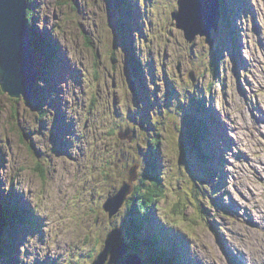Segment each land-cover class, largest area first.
I'll list each match as a JSON object with an SVG mask.
<instances>
[{
	"label": "rangeland",
	"instance_id": "374dc122",
	"mask_svg": "<svg viewBox=\"0 0 264 264\" xmlns=\"http://www.w3.org/2000/svg\"><path fill=\"white\" fill-rule=\"evenodd\" d=\"M116 1L122 5L123 13ZM238 1L232 9V18L228 19L237 40L231 36L229 26L221 32L222 41L218 40L217 45L222 64L216 74L205 38L198 37L195 45L187 43L177 22L173 21L171 13L177 9V0L125 3L121 0H31L36 19L26 22L36 26L50 45V40L56 42L57 56L61 54L62 59L59 63L50 54L43 57L31 44V52L39 53L35 55V64L39 62L41 68L40 92L28 102L0 89L1 196L13 202L16 195L26 211L36 210L31 223L21 220L14 227L5 228L4 243L12 244V248L1 264H92L112 226L121 225L123 235H127L130 226L127 207L124 205L115 218H110L103 208L106 198L118 190L120 180L117 168L109 166L108 158L113 150L112 147L105 150V145L112 146V138L108 133L106 137L104 131L113 127L111 122H116L118 133L124 128L121 125L129 123L127 111L131 107L137 109L126 83L127 72L132 69L128 67L126 50L117 38L121 36V29L130 28L119 22L120 18H126L130 23L126 6L130 10L131 2L147 8V13L137 11L140 15L131 18L136 31L132 32L134 42L129 52L139 48V63H145L148 58L154 62L149 76L144 68L140 76L148 84L151 98L155 101L157 94L164 104L168 83L178 91L179 106L187 105V109L194 111L193 99L183 95H191L190 90L194 91L193 87L196 89L195 85L200 84L197 97L203 100L202 107L210 108L226 132L221 137L214 135L211 140L206 139L215 145V153L219 150L218 144H222L219 151L222 162L217 160V167L222 168L225 176L221 170V175L211 182L200 180L197 183L200 197L196 198L195 190L189 188L191 164L188 160L184 162L180 154L179 144L185 132L180 133L177 127H185L182 117L172 119L164 115L162 104L161 109L157 104L147 105L155 110L152 136H146L147 132L139 125L136 129L148 138L138 142L148 153L141 155L131 145L124 148L129 149L126 156L140 163L138 183L145 180L148 184L152 170L148 155L157 162L156 150L151 151L148 142L161 139L156 148L159 152L157 175L164 177L165 198L159 201L160 207L154 209L152 216L159 222L162 217L168 218L183 236L193 233L187 243L194 238L191 254L199 264L200 261L212 264L210 260L220 264H264V0H245L247 6L243 0ZM144 30L146 33H142ZM52 52H55L53 48L49 53ZM179 62L182 76L176 68ZM191 71L198 77L195 85L187 82ZM153 74L155 79L149 81ZM73 77H76L74 83ZM140 87L142 91L141 83ZM166 103V106L174 105ZM116 109L122 113L118 115ZM139 119L148 124L147 113H140ZM217 126L216 123L209 130L214 132ZM79 131L88 134L89 139L81 138L76 146L73 141L78 140ZM115 143L120 144L117 140ZM208 154L211 155L210 151ZM190 160L194 165L195 159ZM208 190L218 203L214 200L212 204L203 196ZM182 201L186 211L180 216L173 205ZM199 203L205 210H199ZM8 207L1 209L7 221L15 218Z\"/></svg>",
	"mask_w": 264,
	"mask_h": 264
},
{
	"label": "water",
	"instance_id": "95a60500",
	"mask_svg": "<svg viewBox=\"0 0 264 264\" xmlns=\"http://www.w3.org/2000/svg\"><path fill=\"white\" fill-rule=\"evenodd\" d=\"M28 0H0V85L11 97L24 96L30 99L35 89V55L31 52V26L27 17ZM177 27L185 31L187 40L194 41L198 35L206 36L213 47L219 32V0H179V10L173 13ZM194 78V74H192ZM129 131L121 132L122 138L129 137ZM131 138V137H129ZM138 165L129 170V179L115 195L110 196L104 208L114 216L134 190L138 177ZM3 206L0 205V212ZM7 219L0 213V258L3 253V236ZM122 234L120 226L107 236L105 246L94 264H144Z\"/></svg>",
	"mask_w": 264,
	"mask_h": 264
},
{
	"label": "trees",
	"instance_id": "16d2710c",
	"mask_svg": "<svg viewBox=\"0 0 264 264\" xmlns=\"http://www.w3.org/2000/svg\"><path fill=\"white\" fill-rule=\"evenodd\" d=\"M122 2L124 0H121ZM30 4V8L28 10V21H33L35 20V16H34V10L31 7L32 3L31 0L29 1ZM117 5L120 6L121 9V13H123L122 11V5L120 4L119 1H117ZM127 12L129 14H127L128 16H130V10H127ZM122 20H120V24H123L124 26H128L130 25V30L129 29H121V35H122V41L127 45L130 46L133 43V39L130 35V33L132 32V26L129 23L128 19L124 18H120ZM36 26H34L32 28V32H31V42H32V46L34 48H36L37 50H40V52L42 54H46L48 55L51 48H54L53 46L50 45V43L48 42V40L45 38V36H43L41 33L38 32V30L35 28ZM129 34V37H127V35ZM123 36L125 37V40L123 39ZM121 37V36H120ZM216 67H219L221 65L220 61L216 58V62H215ZM218 65V66H217ZM0 89L3 91V89L0 86ZM113 120H115V117L113 116ZM188 121V125H187V130L185 133L182 132V127L178 126V130L180 131V133H183V138L184 140L181 141L183 142V144H179V148H180V154L182 155V157H184V162L187 161L188 157H197L198 155L203 156L204 155V148L201 146L202 141L204 139H207V127H206V123L204 120H199L193 121V117L190 115V119L187 120ZM113 124V127H109L107 128L104 132L107 134H109L111 142H112V146L109 144L105 145V150L107 147H112L113 153H111V157L108 158L109 161V166L110 165H114L118 172L117 175L120 178L119 182H118V186L116 188H119L121 186V184L125 181L128 180L129 177V168L134 165L136 163V161H134L129 155H125L127 150L126 148H129L130 145L133 147L132 149L136 150V151H141L142 149L144 150L145 154L148 152L147 150H145L142 146H140V144H138V142L136 141H128V140H122L120 138H118V133H117V128H116V122H111ZM124 127V125H121ZM123 129V128H122ZM151 131V127L149 128ZM104 133V135H105ZM107 134L106 137H109ZM160 137V136H158ZM117 141L120 142V144L115 143ZM143 141V137H141L139 139V142ZM156 143L152 144L153 145H158L159 143H161V139L157 138L155 140ZM117 144L118 148H115V145ZM143 145V144H142ZM124 146L126 148H124ZM129 146V147H128ZM149 147V146H148ZM139 148V149H138ZM178 148V147H176ZM203 148V149H202ZM31 149V148H30ZM104 150V151H105ZM195 152V154L193 153ZM150 157H148L149 159ZM150 161V166L152 167V170L150 172V179L149 181H151L150 183L146 184V181L143 180L142 184H139L138 181L135 182L136 184V188L135 191L133 192V194L129 197V201H128V207H127V212L130 213L131 218H132V225L130 226V228H128V234L130 237V240L132 242V244L134 245L135 248H138L139 246V239H138V235L140 232L139 231V226L140 223H143L144 221H151L150 218V212L153 210V208L155 206H158V203L160 200L164 199L165 196V188H164V184L162 183V180H164V177L157 175L158 170H157V166H158V157H157V162H153L152 158L149 159ZM149 166V165H148ZM39 168H41L39 166ZM103 168H105L103 166ZM190 190L191 187H189ZM197 195V194H196ZM182 200V198L180 199ZM184 202H174L173 205V209L174 211L177 212L178 215L181 216V214H185L186 209L184 210V206H183ZM12 205L9 206L8 210L11 211L10 215L12 214V212H14V216L17 219V223H20L19 221H30L32 218V213L31 212H25L23 213V207H17V209L19 210V213H16V209H12ZM22 212V213H21ZM16 213V214H15ZM21 213V214H20ZM19 216H16V215ZM20 216H22L23 218L20 219ZM10 217L9 219V224L10 226L14 227L15 223L13 221L16 222V219ZM13 221H12V220ZM20 219V220H19ZM140 221V222H139ZM29 223V222H27ZM142 230V228H141ZM158 239V237H156ZM146 244H148L146 242ZM12 248V244H8L7 248L5 249L6 251V255H8L9 252V248ZM15 248V247H13ZM161 256H154L153 260L151 262V264H173L172 261L165 259L164 256H162V254H160Z\"/></svg>",
	"mask_w": 264,
	"mask_h": 264
},
{
	"label": "bare ground",
	"instance_id": "6f19581e",
	"mask_svg": "<svg viewBox=\"0 0 264 264\" xmlns=\"http://www.w3.org/2000/svg\"><path fill=\"white\" fill-rule=\"evenodd\" d=\"M230 1V0H229ZM236 7H237V5H236ZM238 7H239V4H238ZM122 36V35H121ZM124 37V36H123ZM127 37H129L128 35H127ZM124 40H125V37H124ZM56 42H53V41H51V45L52 46H54L55 48H53L54 49V51L55 52H52V53H49L50 55H51V57H52V60L53 59H55L56 57H57V54H58V51H57V49H56V44H55ZM126 47H128L129 48V46H127L126 45ZM63 53V52H62ZM134 53V52H133ZM48 54V55H49ZM69 56V55H68ZM69 61V60H68ZM134 62V65L136 66V69H135V67H133L135 70H137V71H143V67L142 66H137V63L135 62V61H133ZM139 67V68H138ZM140 69V70H139ZM38 92H40V90L38 89ZM193 103H194V101H193ZM194 113H192L191 115L195 118L196 117V115H197V119H199V118H201L202 116H204V113L205 114H207V118L208 117H210V114L208 115V112L207 111H211V110H209V109H204V111L205 112H203L200 108H198L197 107V105L194 103ZM201 112H203V113H201ZM200 114H202V115H200ZM213 116V115H212ZM214 120H215V117H214ZM209 121H210V119H209ZM210 123H211V121H210ZM209 126L207 125V132H206V134H207V136H209V138H213L214 137V135H217V136H219L220 137V135H222V134H225L226 132H225V129L223 128V127H217V130L216 131H214V132H212L211 130H209ZM75 135V134H74ZM78 136V135H77ZM76 140V139H75ZM73 143L77 146L79 143H81V140H80V137L78 136V140L77 141H73ZM181 144H183V142H181ZM222 144H220V146H221ZM235 147V146H234ZM157 150V149H156ZM158 154H159V152H158ZM156 156V155H155ZM250 161V160H249ZM56 167V166H55ZM226 169V168H225ZM241 171V170H240ZM192 189V188H191ZM194 190V189H193ZM195 193H199V191L198 190H196L195 189ZM254 200V199H253ZM6 207V206H5ZM9 208V207H8ZM1 209H3V207L1 208ZM1 213V212H0ZM12 213H14V212H12ZM17 213V212H16ZM15 213V214H16ZM151 214V213H150ZM12 215H14V214H12ZM16 216H19L18 214L16 215ZM12 220V219H11ZM20 220V219H19ZM13 221V220H12ZM14 223H17V219H16V222L15 221H13ZM29 222V221H28ZM132 222V221H131ZM253 222H254V220H253ZM162 223H165L164 222V220L162 219ZM259 223V222H258ZM257 223V224H258ZM252 224H254V223H252ZM261 224V223H260ZM161 228H164L163 226H161ZM157 234H159L158 235V240H161L162 238H163V234H164V232H162V230H160V228L158 229V231H157ZM162 241H165L164 239H162ZM238 249V248H237ZM138 250V249H137ZM190 254L189 255H187V261H188V264H196V262H197V260H196V258L194 257V255L193 254H191V247H190ZM139 253H140V250L138 251ZM238 253V252H237ZM239 254V253H238ZM259 254V257L260 258H262L263 257V254L261 253V252H259L258 253ZM55 255V254H54ZM202 255V254H201ZM99 258V255L98 256H96L95 258H94V260L92 261V264H94L95 263V261H96V259H98ZM191 258L193 259V261L191 260ZM211 262H212V264H220L218 261H215V260H210ZM201 263L200 264H208V263H206V262H204V261H200ZM237 264H244V263H242V262H239V263H237Z\"/></svg>",
	"mask_w": 264,
	"mask_h": 264
}]
</instances>
